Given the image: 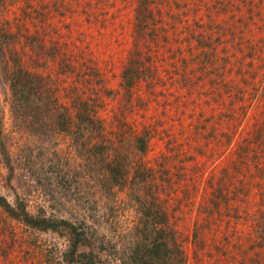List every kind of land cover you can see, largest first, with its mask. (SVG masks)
I'll return each instance as SVG.
<instances>
[{
	"label": "rangeland",
	"instance_id": "1",
	"mask_svg": "<svg viewBox=\"0 0 264 264\" xmlns=\"http://www.w3.org/2000/svg\"><path fill=\"white\" fill-rule=\"evenodd\" d=\"M141 14L151 30L140 32ZM16 61L48 78L61 106L93 109L84 149L11 114ZM127 68L140 74L129 89ZM142 130L150 140L138 156ZM0 132V195L77 227L95 264H128L138 224L125 191L106 189L110 159L153 170L185 264H264L255 230L264 208V0H0ZM68 246L66 233L32 230L0 209V264H67Z\"/></svg>",
	"mask_w": 264,
	"mask_h": 264
},
{
	"label": "trees",
	"instance_id": "2",
	"mask_svg": "<svg viewBox=\"0 0 264 264\" xmlns=\"http://www.w3.org/2000/svg\"><path fill=\"white\" fill-rule=\"evenodd\" d=\"M144 13L143 11L142 14ZM142 14L143 18L136 20L141 25L140 32L151 30V25L145 24L146 19ZM151 32V35L154 34V29ZM200 44L205 51H207L206 48L212 47L207 39ZM139 75V72H132L127 68L121 72V80L129 89ZM7 82L11 114L21 120V123L35 126V129L40 132L54 131L69 135L77 151L87 146L89 137L95 133L93 125L96 123L93 109L88 107L87 103L83 102L72 108L61 106L48 78L28 72L19 65V62L11 69ZM207 96L209 101L218 102L213 92L209 91ZM209 101L206 100L205 104H209ZM212 133L208 132L206 136ZM149 140L147 130L136 134L133 138L134 153L143 156L147 151ZM7 155L5 148L0 147V156L7 157ZM153 173V170L150 167L146 168L140 160L132 167L127 165L126 161L125 163L116 162L115 159H110L106 163L105 181L108 184L106 189L108 192L113 189L125 191L126 198L138 214V224L135 227L128 264H185L184 250L153 187ZM0 209L11 219L32 230L43 233H66L69 237V246L64 260L67 264L75 262L95 264L90 257L87 258L85 252L81 251V234L70 222L33 215L26 211L23 203L16 202L12 205L2 195H0ZM255 230L259 231L261 238L264 239V208L259 211L256 218Z\"/></svg>",
	"mask_w": 264,
	"mask_h": 264
}]
</instances>
